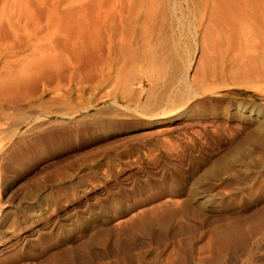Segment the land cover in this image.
Returning <instances> with one entry per match:
<instances>
[{"label": "rangeland", "instance_id": "1", "mask_svg": "<svg viewBox=\"0 0 264 264\" xmlns=\"http://www.w3.org/2000/svg\"><path fill=\"white\" fill-rule=\"evenodd\" d=\"M252 68L188 100L167 80L159 106L187 115L162 125L51 88L30 133L11 135L30 107L15 110L0 136V264H264V58Z\"/></svg>", "mask_w": 264, "mask_h": 264}, {"label": "bare ground", "instance_id": "2", "mask_svg": "<svg viewBox=\"0 0 264 264\" xmlns=\"http://www.w3.org/2000/svg\"><path fill=\"white\" fill-rule=\"evenodd\" d=\"M244 24L258 29L255 44L247 43ZM185 38L196 55L183 48ZM263 58L264 0H0V136L21 107L30 111L11 135L30 133L35 122L51 117L36 102L47 88L51 101L98 95L114 114L148 118L144 126L170 123L187 112L159 106L167 80L183 93L193 89L188 100L200 94L198 83L252 76ZM19 236L27 244L37 234L28 228ZM0 245V251L12 247Z\"/></svg>", "mask_w": 264, "mask_h": 264}]
</instances>
